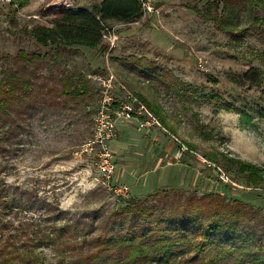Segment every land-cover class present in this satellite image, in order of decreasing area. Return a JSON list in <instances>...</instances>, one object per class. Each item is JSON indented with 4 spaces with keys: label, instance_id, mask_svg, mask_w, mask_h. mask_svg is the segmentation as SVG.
<instances>
[{
    "label": "rangeland",
    "instance_id": "rangeland-1",
    "mask_svg": "<svg viewBox=\"0 0 264 264\" xmlns=\"http://www.w3.org/2000/svg\"><path fill=\"white\" fill-rule=\"evenodd\" d=\"M149 1L154 12L138 22L110 23L117 40L104 55L84 46L63 48L53 76L40 67L35 70L34 85L43 84V91L52 89L56 93L61 90L59 76L88 75L85 78L98 100L49 93L48 103H36L27 123L14 126L11 148L0 147V179L9 187L10 195L20 201L21 209L28 204V210L10 218L14 227L38 220L36 206L41 201L57 205L74 220L93 210L106 213L120 209L130 199L144 200L165 189L171 195L178 189L183 205L194 199L196 209L215 208L213 204L231 207L237 201L246 216L264 217V0H245L238 9L239 2H234L237 17L231 20L237 28L231 32L218 27L216 17L224 13L223 5L216 0ZM99 2L26 0L19 8L11 0H0V77L7 66L22 70L13 62L18 53H48L50 58L53 48L32 38L28 34L31 28L50 24L61 9L89 10ZM103 43L108 45L105 38ZM129 60L135 65L122 64ZM250 68L262 73L258 84L235 82ZM108 70L126 91L145 99L158 112L159 118L147 107L160 125L149 131L140 130L133 121L126 122L138 132L142 146L149 144L156 147L154 151H162L157 156L162 158L156 161L158 168L152 167L157 168L154 174L151 167H142L131 176L133 169L127 162L118 161L111 143L116 169L111 180L103 183L96 169V155L82 151L92 136L95 109L101 99L98 78H106ZM91 71L96 74L89 75ZM72 84L78 86L77 78H72ZM49 99L57 101L53 103L56 105ZM223 99L233 108L215 106ZM243 111L252 116L249 126L239 122ZM3 131L0 129L1 138ZM146 149L127 153L148 155ZM127 159L124 156L121 161ZM236 160L258 169L259 180L247 183L246 173L233 163ZM219 174L226 182L219 179ZM154 177H162L163 186L148 191L139 189L138 184L139 195L130 190L135 182ZM122 185L129 189L126 194L115 189ZM207 196L220 197L223 202ZM203 215L208 217L209 213L203 211ZM201 225L206 226L203 222ZM249 227H253L252 222ZM37 251L47 264L57 261L53 249L40 246ZM11 263L20 264L14 260Z\"/></svg>",
    "mask_w": 264,
    "mask_h": 264
},
{
    "label": "trees",
    "instance_id": "trees-1",
    "mask_svg": "<svg viewBox=\"0 0 264 264\" xmlns=\"http://www.w3.org/2000/svg\"><path fill=\"white\" fill-rule=\"evenodd\" d=\"M25 1L11 0V4L21 8ZM216 1L223 5L224 13L223 17H216L218 27L225 32L233 31L237 27L233 26L231 19L237 17L235 11L246 1ZM237 1L234 10L233 3ZM142 16L139 0H100L89 10L61 9L50 24L31 28L28 34L38 43L51 46L53 53L50 58L48 53H18L13 62L19 63L22 70L7 66L2 71L0 129L4 131L0 147L11 148L14 126L18 122L27 123L35 104H45L49 93L70 99L89 97L91 101L98 100L89 86L90 81L85 78L88 75L84 77L80 73L59 76V93L52 89L43 91V84L36 87L32 78L37 68L45 69L49 76H53L63 48L84 46L104 55L108 45L103 43V36L110 31V23L134 24ZM130 59L135 60L134 57ZM122 64L135 65L130 60ZM91 74L96 73L91 71ZM72 78H77L78 86L72 84ZM261 78L262 73L257 68H250L235 82L256 85ZM139 98L159 118L149 102ZM56 102L53 101L52 105ZM217 102L215 106L219 109L233 108L224 99L220 105ZM160 122L164 123L162 119ZM239 122L249 126L252 116L243 111ZM233 163L246 173L247 183L259 180V171L254 166L238 160ZM176 190L173 195L165 189L144 200L130 199L120 209L113 208L106 213L93 210L74 220L65 216L57 205L41 201L36 206L38 220L14 227L10 218L28 210V204L21 209L20 201L10 195L9 187L0 179V264H12L13 260L20 264H47L37 251L40 246L55 252L58 258L51 264H264V217L246 216L241 210L243 205L237 201H233L231 207L213 204L215 208L196 209L192 198L183 205L182 194ZM213 199L210 200L223 202L220 197ZM203 211L209 216H204ZM202 222L206 226L201 225ZM251 222L253 227H249Z\"/></svg>",
    "mask_w": 264,
    "mask_h": 264
},
{
    "label": "built area",
    "instance_id": "built-area-1",
    "mask_svg": "<svg viewBox=\"0 0 264 264\" xmlns=\"http://www.w3.org/2000/svg\"><path fill=\"white\" fill-rule=\"evenodd\" d=\"M143 15L154 12L149 0H139ZM103 38L108 42L110 50L117 36L113 31H107ZM101 88V99L95 109L93 118L92 136L82 147L84 153L94 152L96 155V169L101 175V181L108 183L116 169L113 162V152L109 145L116 137V123L135 122L140 130L149 131L160 126L159 121L148 110L147 106L134 95L125 90L115 78L114 74L108 70L106 78H98ZM122 93L117 96L114 93ZM219 179L226 182V178L219 174ZM119 194H126L128 187L125 185L115 188Z\"/></svg>",
    "mask_w": 264,
    "mask_h": 264
},
{
    "label": "crops",
    "instance_id": "crops-1",
    "mask_svg": "<svg viewBox=\"0 0 264 264\" xmlns=\"http://www.w3.org/2000/svg\"><path fill=\"white\" fill-rule=\"evenodd\" d=\"M116 130H117V132H116L117 134L115 137L116 139L111 141V143H114L113 145H111V148L113 151H117L116 155L118 158H120V159H118V161L127 162L128 165H130L131 169H133V170H131V176H134L137 174L138 171H141L142 167H151L150 169H152L153 166L155 167V165L157 167L158 164L156 161L162 160V158H157V156H158V154H161L160 152H162V151H154V149L157 150L156 147L150 148L149 144L142 146L143 140L139 139V137L137 135L138 132L134 128H130L128 126V123L126 124V122L118 121L116 123ZM151 135H153V133L150 134V136ZM113 147H114V149H113ZM141 147L143 148L142 150L149 148L148 150L146 149V151H149V154L147 155V152H144V153L143 152L127 153V151H138V152L142 151ZM124 156L129 158V159H127L128 161H121V160H123ZM172 165H174V164H170L168 166H172ZM157 168H155V170H153V169L150 170V173L156 172ZM146 169H148V168H145V170ZM142 171H144V170H142ZM143 176L144 175H142L140 177L142 178ZM161 178L162 177H156V178L154 177L153 179L152 178H146V179H143L142 181H140L139 183L135 182L134 186L129 185L130 190H133L134 193H137L136 195H139V189H143V190L147 189L148 191H152L155 188L157 189V188L163 186V183H161V181H162ZM136 185L140 186V188L138 189Z\"/></svg>",
    "mask_w": 264,
    "mask_h": 264
}]
</instances>
